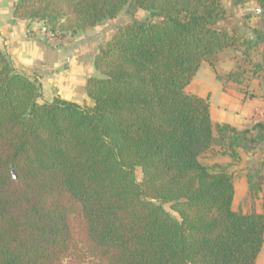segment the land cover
Here are the masks:
<instances>
[{
  "label": "trees",
  "instance_id": "1",
  "mask_svg": "<svg viewBox=\"0 0 264 264\" xmlns=\"http://www.w3.org/2000/svg\"><path fill=\"white\" fill-rule=\"evenodd\" d=\"M255 2L263 28L249 36L222 0L14 1L13 17L58 36L124 9L132 18L99 45L92 105L43 100L40 81L0 48V264H257L264 212L234 209L233 174L201 157L218 145L239 159L264 125L254 135L213 124L208 98L187 91L226 50H257L252 75L264 77V0ZM258 191L251 185L252 198Z\"/></svg>",
  "mask_w": 264,
  "mask_h": 264
},
{
  "label": "crops",
  "instance_id": "2",
  "mask_svg": "<svg viewBox=\"0 0 264 264\" xmlns=\"http://www.w3.org/2000/svg\"><path fill=\"white\" fill-rule=\"evenodd\" d=\"M14 1L0 6V48L10 55L18 71L40 81L43 100L51 101L60 96L84 104L87 80L96 75L95 55L99 45L105 42L98 44L96 53L89 59L88 55L93 53L91 44H97L103 37L99 33L101 26L51 39L42 22L13 17ZM94 32L98 35H92ZM230 72L231 68L222 69L216 64L215 70L204 62L187 91L208 98L213 124L227 123L238 130L250 129L256 135L257 125H264V82L258 77L246 82L245 75L240 76V81L229 80L227 75ZM92 104L93 101L88 103ZM223 151L220 146H215L201 157L202 163L209 167L219 165L233 174L234 209L264 212V140L251 151L237 147L239 159ZM251 185L259 188L254 198L250 195ZM257 264H264V244Z\"/></svg>",
  "mask_w": 264,
  "mask_h": 264
},
{
  "label": "rangeland",
  "instance_id": "3",
  "mask_svg": "<svg viewBox=\"0 0 264 264\" xmlns=\"http://www.w3.org/2000/svg\"><path fill=\"white\" fill-rule=\"evenodd\" d=\"M239 1L242 2L239 3ZM255 1L256 0H222L227 10V22L237 23L239 27L249 36H253V29L255 27L263 28L262 26L263 18L262 16L259 15L261 10L258 8L257 2ZM7 2H11V0H0V6L2 4L5 5ZM135 16L139 18H146L150 16V13L145 10L139 9L136 12ZM131 18L132 17L128 15L126 13V10L124 9L116 18L102 22L100 24L101 32L99 33L103 35V37L101 36V38L98 39L99 41L97 44H91L93 53H90L88 55L89 59L93 58L94 53H96L97 51L96 48L98 44L106 41L120 25L127 23L128 21L131 20ZM95 34L96 33L94 32L92 35ZM82 46L85 47V44L83 43ZM84 47H83V55L85 56ZM257 61H262V57L260 53L257 52V50L251 53L250 59L243 58L242 53L226 50L220 53L217 64L222 69L231 68V71H237V73H239L241 69L245 68L246 72L244 74L245 76L243 77V79L246 82H248L257 77V76L254 77V75H252L253 63ZM95 74L97 75L96 71ZM258 78L261 79L262 82H264V77L263 78L258 77ZM91 101L92 99H89L87 97L84 99L83 103L88 104ZM137 176L139 180L142 177L139 169L137 170ZM165 208L169 210L172 214L176 215V213L173 212V210H171L169 204H166Z\"/></svg>",
  "mask_w": 264,
  "mask_h": 264
},
{
  "label": "built area",
  "instance_id": "4",
  "mask_svg": "<svg viewBox=\"0 0 264 264\" xmlns=\"http://www.w3.org/2000/svg\"><path fill=\"white\" fill-rule=\"evenodd\" d=\"M47 34H48V37L51 38V39H57V38L60 37L58 35H55V34H52V33H49V32H47Z\"/></svg>",
  "mask_w": 264,
  "mask_h": 264
},
{
  "label": "water",
  "instance_id": "5",
  "mask_svg": "<svg viewBox=\"0 0 264 264\" xmlns=\"http://www.w3.org/2000/svg\"><path fill=\"white\" fill-rule=\"evenodd\" d=\"M86 97H88V93H86ZM12 172H13V177H15V179H18L17 174L15 173V171L13 170Z\"/></svg>",
  "mask_w": 264,
  "mask_h": 264
}]
</instances>
